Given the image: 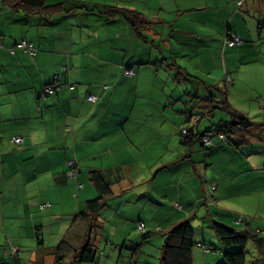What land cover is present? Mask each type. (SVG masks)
<instances>
[{"label": "crops", "instance_id": "0c3cea01", "mask_svg": "<svg viewBox=\"0 0 264 264\" xmlns=\"http://www.w3.org/2000/svg\"><path fill=\"white\" fill-rule=\"evenodd\" d=\"M19 1L0 0V264H77L86 245L113 244L115 264H159L161 237L185 220L192 264L222 263L212 221L258 238L246 243L244 264H264V131L237 146L213 138L210 150L178 137L185 125L197 135L231 122L216 112L225 100L252 123L264 121V0H45L42 14ZM104 7L138 13L144 40ZM227 34L240 44L225 45ZM19 40L36 56L11 54ZM124 65L134 76H122ZM69 161L78 165L71 179ZM93 171L109 194L92 217Z\"/></svg>", "mask_w": 264, "mask_h": 264}, {"label": "trees", "instance_id": "16d2710c", "mask_svg": "<svg viewBox=\"0 0 264 264\" xmlns=\"http://www.w3.org/2000/svg\"><path fill=\"white\" fill-rule=\"evenodd\" d=\"M20 4V1L18 2ZM20 8L27 11V12H35L37 14H42L44 10L49 8V6L45 5V0H21ZM84 8V7H83ZM102 13L106 14L107 17L114 18L116 16H120L124 19V21L130 26L131 30L134 34L141 40H144L142 35L140 34V28L144 27V21L140 17V15L136 12L129 11L126 9H118L114 7H104L101 11ZM228 36V34H227ZM23 40H19L17 43L14 44L13 48L8 50L11 54H13L15 49H21L31 57L36 56V51L33 47L25 41L27 45H30L31 50H25L22 47H19V43ZM122 76L124 78H131L134 76L135 72L133 69V65H124L122 67ZM131 70L132 74L127 76L125 75V71ZM224 82L226 86L230 83V79L228 77L224 78ZM53 84V83H52ZM52 86H47L45 89ZM54 90V89H53ZM89 98V97H88ZM94 98V97H93ZM224 100V98H223ZM94 102V101H93ZM221 110L226 112L230 118L231 122H223L217 125L211 126L210 128L206 129L204 132L200 134H193L190 126L185 125L182 127L178 135L180 136V142L185 147H190L191 144L195 141L198 143L202 149L210 150L216 148L217 145L214 144L211 140L213 138L218 139L221 144L225 145H244L246 144V139L251 136H260L261 132L264 131V121L260 124L252 123L248 118L244 115L239 113L235 110L228 102L222 101ZM197 118L196 116L191 115L189 120ZM204 118L207 119V116L204 115ZM192 121H190L191 123ZM189 124V123H188ZM191 125V124H189ZM183 128H186V134L183 136L180 132ZM211 132L212 136L209 140V144L203 145L201 144L200 138L207 133ZM257 133V134H254ZM258 136V137H259ZM222 137V138H220ZM23 139V138H22ZM12 143V141H11ZM238 143V144H235ZM22 144V143H21ZM20 145V144H19ZM68 171V166H66ZM73 168L76 169V173L78 172V165L75 164ZM75 173V174H76ZM68 177L69 179L73 178ZM67 175V172H66ZM89 179L97 192V197L86 202V208L89 212L88 216H94V214L98 213L105 205L106 197L109 194L108 188V180L101 174L100 172H90ZM212 187H215V184H211ZM205 197V204L208 207H212L216 204L213 192L211 189L204 195ZM47 205H43L40 207L45 208ZM234 224L243 225L244 219L239 215H234ZM138 225H142V230L138 229ZM210 227L214 232L222 253V263L219 264H244L245 260V245L249 240H254L257 245H260L259 239H255V237L249 236L244 232H238L234 228L223 224L222 222L212 221L210 223ZM137 230L142 235L141 240L144 241L149 234H145V229L143 224H137ZM164 242L160 249V257H159V264H192V247H193V229L190 227L188 221H182L172 225L167 232L163 235ZM140 243L135 245L131 248L130 253H136L139 249ZM98 251V250H97ZM121 252V251H120ZM20 252L18 250H12L11 256H19ZM97 252L92 248H88V245L83 247L74 258L75 263L77 264H94L95 256ZM61 259H57L56 261H60ZM56 264H59L57 263Z\"/></svg>", "mask_w": 264, "mask_h": 264}, {"label": "rangeland", "instance_id": "374dc122", "mask_svg": "<svg viewBox=\"0 0 264 264\" xmlns=\"http://www.w3.org/2000/svg\"><path fill=\"white\" fill-rule=\"evenodd\" d=\"M223 85V83H219V86H218V88H220L222 91H224V86H222ZM208 92H210V93H212V94H215V95H217V96H221V94L218 92V91H216V90H210V91H208V90H205V91H203V94H208ZM216 96V97H217ZM217 113H221V115H223V116H227V118L229 119V115H227V113L226 112H222V111H220L219 109H217V111H216ZM203 119H205V118H203ZM216 122H218V121H216ZM178 137H179V139H180V136L178 135ZM218 162V161H217ZM142 164H144V162H142ZM209 188L212 190V192H214L215 193V187H212V185L211 184H209ZM217 206L219 207L220 205H218L217 204ZM107 213H108V215L109 216H111L113 219H115V220H118V218L117 217H113V215H112V212H108L107 211ZM111 222V219H108V223H110ZM193 223H195L196 222V220H193L192 221ZM212 231V230H211ZM154 235V237L152 238V247L150 248V250H151V252L152 253H154L155 252V250L157 249L156 247L157 246H155L153 243L154 242H156L157 240H158V236H155V234H153ZM2 237H4V235H2V234H0V254H2L3 252H4V249L2 248ZM103 242L105 241V238H108L109 239V236L108 235H103ZM162 239H164V237H161ZM213 248V247H212ZM212 252V251H211ZM215 253L217 254V255H220V249H217L216 251H215ZM19 254H21V253H19ZM117 255H118V249H115V245L113 244L112 245V247H105V246H102L101 245V248H99L98 249V251H97V254H96V256H95V262H94V264H115L116 263V261H118V257H117ZM20 256V255H19ZM19 256H16V258H18ZM27 257V254H25L24 253V255H23V257H22V259L21 260H24L25 258ZM222 257V256H221ZM249 257H250V255L249 256H246L245 257V262L246 263H248V261H249ZM125 259V258H124ZM124 259H122V260H124ZM18 260H20L19 258H18ZM126 260V259H125ZM251 261V260H250ZM263 262V261H262Z\"/></svg>", "mask_w": 264, "mask_h": 264}, {"label": "built area", "instance_id": "2783aa9c", "mask_svg": "<svg viewBox=\"0 0 264 264\" xmlns=\"http://www.w3.org/2000/svg\"><path fill=\"white\" fill-rule=\"evenodd\" d=\"M244 2H245V0H237V6L238 7H241ZM240 42H241V40L237 36H235V35H230V36L228 35L227 38H226V40L224 41L225 45H227L229 47H233L235 45H238V44H240ZM19 47H22L25 50H31L30 45H27L25 43V41H21L19 43ZM124 73H125V75L129 76V75L132 74V71L131 70H128V71H125ZM57 79H58L57 76L54 77V81L55 82L57 81ZM54 88H55V86L53 85L52 87H48L47 89H45L44 90V95H49ZM88 100L91 101V102H93L95 99L93 97H89ZM180 133L183 136H185V134H186V128H183ZM211 136H212V133L209 132L206 135L202 136L200 138V141L199 142L201 144H203V145L209 144L210 143L209 140H210ZM220 138H222V137H220ZM22 142H23V139L20 138V137H15V138L12 139V143L15 144V145H19ZM74 165H75V163L72 162V161L67 162V166H68L67 177H69V178L72 177L76 173V169L73 168ZM138 229L139 230H142L143 229L142 228V225H138Z\"/></svg>", "mask_w": 264, "mask_h": 264}]
</instances>
